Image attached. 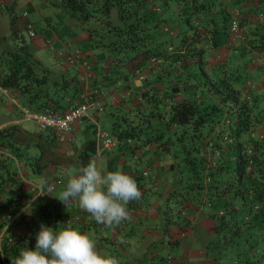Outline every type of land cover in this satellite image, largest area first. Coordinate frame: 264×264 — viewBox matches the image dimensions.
Wrapping results in <instances>:
<instances>
[{
  "label": "trees",
  "instance_id": "obj_1",
  "mask_svg": "<svg viewBox=\"0 0 264 264\" xmlns=\"http://www.w3.org/2000/svg\"><path fill=\"white\" fill-rule=\"evenodd\" d=\"M247 1L251 0H58L82 25L99 67L106 65L107 71L99 75L107 81L103 84L139 79V84L125 85L134 105L141 103L147 114L165 115L166 126L175 136L188 139V147L182 143L187 173L178 181L173 178L164 190V200L175 196L182 219L173 220L171 211H166L164 222L184 232L181 228L192 221L186 209L199 210L201 221L211 231L203 245L205 256L210 242L229 247L240 235L250 233L251 225L264 222V86L250 87L244 80L245 86L235 87L236 73L228 72L226 62L208 49L221 46V34L226 37L228 33L227 5L240 8ZM243 21L241 17L238 23L245 34L232 51L245 54L256 49L264 59V19L249 25ZM14 33L0 36V88L25 94L32 110L63 111L78 99L75 77L69 79L61 72V81L54 75L49 78L50 69ZM120 104L117 100L113 108ZM110 114L118 116L113 111ZM120 117L127 126L117 131L116 145L129 146L132 152L145 144L144 139L138 137V123L134 127L126 115ZM55 137L51 128L31 131L16 121L0 125V189L5 190V195L0 194V230L7 225L0 235V264H11L26 244L34 249L41 223L68 227L56 200L36 204L31 200L26 205L36 210L26 221L31 231L8 229L15 218H24L21 209L8 220L22 205L21 172L40 173L49 162H58ZM93 149L94 139L87 140L77 156L80 168L90 162ZM189 151L201 154L194 156ZM172 166V161L164 162L158 171L164 168V174H169ZM146 168H135L133 178H142Z\"/></svg>",
  "mask_w": 264,
  "mask_h": 264
},
{
  "label": "rangeland",
  "instance_id": "obj_2",
  "mask_svg": "<svg viewBox=\"0 0 264 264\" xmlns=\"http://www.w3.org/2000/svg\"><path fill=\"white\" fill-rule=\"evenodd\" d=\"M14 1L16 2V0ZM14 1H11L10 3ZM28 2L29 3L25 2V0H19L17 1V5L15 8H11L10 3L0 4V36L8 35L12 33V31H14L17 37H22L28 42L29 38L27 32L23 28V24L25 21L21 24V29H19L18 25L16 24L15 25L17 27L15 25L14 27H12L11 19L13 15L17 16L20 19L25 18L26 20L30 21L35 28V33L38 36L45 30L49 31V36L54 37L50 39L49 45H47L45 48L37 50L36 54H41L42 58H44V61H46V63L42 62L43 64L46 65L48 63L46 66L50 69L48 75L49 78L53 77L54 75L61 81V71L59 70V68L61 69L66 67L67 70L63 72L66 77L70 79L76 72V66L72 64H76V59L72 62H68L65 58V54L72 53L76 46L81 48L88 47L89 44L87 43V41H82L81 39H75L72 41L75 36H80L81 33H86L85 30L82 28V25L79 22H77L73 17L70 16L69 11L66 8L58 5V0H28ZM231 6L238 7L237 5H227V8ZM240 9L242 10V18L244 17L245 20V22H243L246 25H249V23H253L254 21H261L264 19V13L262 12L264 11V3L257 2V0H251L249 2L247 1L245 4H241ZM259 12L261 13L260 19L257 17ZM242 30L241 37H243L244 34ZM241 37L239 39H241ZM220 39L222 40L221 47H223L221 49V52L223 53L226 49L227 51L226 54L223 53L217 58L219 59L221 57H224V61L226 62V70L233 74L236 73L237 76L233 78V85L235 87H240L245 80L246 82H248L250 87H257L258 89L263 87L264 74H262L261 72L258 73L256 69H251V66L258 65V67H261V69L263 70V52L254 50L251 53L237 54V52L232 51L231 46H228L226 44L225 35L221 34ZM177 40V36H173L172 41L176 42ZM56 51L59 52L58 55L60 56L55 57L54 53H56ZM258 57H261L260 61H256ZM111 76H114L113 72L111 73ZM134 84H139V79H136ZM115 86H118V84H115ZM120 86H122V84ZM7 93L8 94L0 90V125L16 121L25 129L31 131L39 130L34 121L24 118L22 109H29L30 107L24 100L25 94H15V90L13 89H9ZM11 95L14 96L15 102L14 100L12 101L10 99ZM114 96L118 101H120L121 104L117 108H113L112 110H110V112L113 111V113H115V115L118 114V116H113L110 113L108 114V112H106L107 110L104 109L102 111L103 115H99L98 118V122L101 125L100 127L105 129L109 134L116 135L119 128L127 126L125 121L120 117L121 115H126L131 125L135 127V125L138 123V128L140 129L138 137L140 139H144L145 144L141 146L145 147V151L147 152L148 149V152L150 151L153 155H155L158 165H162L164 162L172 161L173 166L169 174H164V168L161 169V172L159 173L160 184L158 186H152L149 184L148 179H150V172H153L155 169H153V167L149 163H145L144 161L137 158L134 159L131 155H126L127 161L129 160L137 170H141L143 166L147 167L146 174L142 178H140V180H142L141 182L144 188L142 199L134 200L131 202L137 203L142 207H146L149 205L151 200H156L159 207L155 208V210L157 211L159 217L147 219L142 218L140 222H137L136 224V226H138V231L129 232V230L125 229L124 232L120 234L121 231L118 230L117 234H120L119 237L110 236L109 233L106 232L109 227L106 226V228L99 223L96 224V227H99L98 230L95 231L92 227H88L85 229V231L82 232L89 235L94 240L97 249L101 253H107L116 258L118 264H179L177 260L181 248L177 246L176 240H174L175 238H172V236L182 237V234L184 232H179L177 229H172L164 236L163 229H165L166 224V222H164V215L166 211H171V219L176 221H181L182 213L181 211H177L178 205L173 199V197L175 196L170 194L169 198L164 200V190L167 188V186H170V184H172L173 178L178 181L179 176L184 177L186 175L188 161L183 158L185 151L183 150L182 143L186 144L185 147H188L189 141H187L188 139L185 138H183L184 140L181 141L175 136L172 129L166 126L165 115L157 116L147 114L146 110L142 108L141 103H137L134 105L132 98H130L131 94L122 95L120 91H116L114 93ZM88 113H92L91 107L88 108ZM117 122L118 124H116ZM84 123L85 121L83 120L80 125H83L84 127ZM91 136L92 130L90 128V125H88L86 137L89 138ZM136 139L137 137L134 136L133 140ZM149 141L151 143H149ZM148 143L152 146H149ZM141 146L137 145L136 147L142 148ZM166 146L167 148H165ZM200 146L203 147L204 144H202L201 142ZM189 153L190 155L194 153V156H198L201 154V152L197 151H189ZM189 153H187V155ZM135 155L138 157V154ZM60 156L62 157L61 160L67 164V171L71 170L73 172H76V156H74L72 152H67V154H61ZM65 158L70 159L66 161ZM115 165L108 164V166L110 167L109 171H115ZM102 168L108 171L105 165H103ZM59 169L60 168H57L55 176L50 177L48 181L53 186V191L49 193L54 198H57L56 196H59L60 192L64 189L67 182V177L62 171L63 169L61 171H59ZM147 172L149 173V176ZM27 178L31 180H37L38 182L41 181V179H36L35 172L31 171L27 175ZM26 185L28 184L23 182L24 188H26ZM32 191L34 192V189ZM0 194L5 195V190L0 189ZM45 196L46 195H42L38 198L36 197L37 199H34L42 202L46 199ZM192 210V207H188L186 209V214H188V216L194 217L191 222V232L194 239H196V236H198V241L192 242L194 245H197L195 246V251H197L196 247H199V245L203 243L205 245V242L207 241L206 238L209 237V234L203 227L204 224L201 221V212H199V210L193 212ZM23 212L24 218H15L8 228L10 229V231H24L26 233L31 231L29 229V226H27L26 221H29V216L31 215V213H36V210L31 209L28 206L27 208L23 209ZM44 225L47 227H52L54 230L60 229L59 227H54L50 224ZM144 228L147 231L149 229H156L160 233L159 236H150L148 235L149 232H146L148 234L144 233L147 240L146 246H150L149 250H153V253L150 256H147L142 252V250H144V247L140 245V236ZM75 229L80 231L78 227ZM249 232L250 233L240 235L236 239V242L229 245V247H216L214 246L215 244L210 242V245L208 246L209 248L207 247V257L212 258V260L214 261L213 264H248L249 260V264H264V222L251 225ZM124 234L130 237L129 241L133 246L134 244H137V248L134 246L133 248L128 249L132 254L125 253L122 250V248H128L125 243L127 242L125 240L128 237L123 236ZM167 235L171 236V238ZM185 239L186 238H182V240ZM119 242L122 244H120L122 248L117 247ZM195 251H193V253H195ZM166 259H169V261L166 262Z\"/></svg>",
  "mask_w": 264,
  "mask_h": 264
},
{
  "label": "crops",
  "instance_id": "obj_3",
  "mask_svg": "<svg viewBox=\"0 0 264 264\" xmlns=\"http://www.w3.org/2000/svg\"><path fill=\"white\" fill-rule=\"evenodd\" d=\"M11 1H14V0H0V4L10 3ZM17 1H19V0H16V2L14 1V2L10 3L11 8L16 7ZM25 2L29 3L28 0H25ZM24 21H26L25 18L20 19L17 16L13 15L12 19H11V25H12V27H14V25L16 24V25H18L19 29H21L22 28L21 24ZM14 34L16 35V33H14ZM49 35H50L49 31L45 30L39 36L35 33V35H33L32 37H28L29 40L27 43L29 45V50L31 51L32 55L35 58L39 59L43 63L44 62L46 63V61H44V58H42L41 54H36V52H37V50H40L41 48H45L47 45H49L50 39L54 37V36H49ZM75 39H81L82 41H86V33H81L80 36H78V35L75 36L74 39H72V41ZM225 39H226V37H225ZM221 46L210 47L208 49L211 52H215L217 54V56H219V55L221 56V54H223V53L226 54V51H227V49H226L222 53L221 49L223 47H221ZM75 49L79 50V54L75 58L76 64L72 63V64H74V66H76L75 67L76 72L74 73L73 76L76 79V85L78 86L79 92L82 90H92V89L96 90L95 94L98 95V99H99L100 103L96 107L92 108L91 114H89L87 117L83 118L79 122L75 123L72 130L69 133H62V132H58V131L54 130V134L56 135V137L54 138L55 139L54 140V157H56L58 162L56 164L49 162L48 165L45 166L44 170H42L40 173H35L36 179H41V181H39V182L37 180H31V179L27 178V175L30 173V171L22 172L21 175L23 176V182L28 184V185H26V188H24V186H23L24 192L23 193L21 192L19 195V198H20L19 203L21 202L22 205H23V203H25V201H28V198L33 193V191H32L33 185L41 183V182L47 183L49 181L50 177L55 176V172L57 171V168H60L59 171H61L63 169L62 170L63 173H65L67 171V164L61 160V158H62L60 156L61 154H67V152H72V154L74 156H76L75 164H76V168H77L76 172H78V170L80 169L79 160L77 158L78 153L85 147L87 140L93 139L94 127H95L96 123L99 124V122H98L99 115H101V116L103 115L102 111L104 109H106L107 110L106 112H108V114H109L110 110H112L114 105L117 104V99L114 96V93L116 91H120L122 95L128 94L127 91H129L128 90L129 88H125L126 83H128V85L129 84L132 85L133 83H135V82H132V80H130V81L126 80L122 83V86L119 85V82L116 83V84H118V86H115L114 83H113V85L107 84L105 86V84H103V83H107L106 79H102V77H99V75H101L104 71H107L106 65L103 64V66L100 68L99 66L101 63L99 62L98 57L96 55H94L93 51L88 49V47L87 48L86 47L81 48V47L76 46ZM255 51H256V49H255ZM257 51H259V50H257ZM58 54H59V52L56 51V53H54L55 57L60 56ZM220 59L224 60L225 58L221 57L218 60H220ZM260 59H261V57H258L256 61H258V60L260 61ZM251 69H254V70L256 69L258 71V73L261 72L262 74H264V68L262 70L261 67H258V65L257 66H255V65L251 66ZM59 70L61 72H63V71H66L67 69L65 67V68H61V69L59 68ZM100 80L103 82L98 83V81H100ZM0 90L2 92H5L6 94H8L7 93L8 90H5L3 88H0ZM10 97H11L10 99L12 101L14 100V102H15L14 96L11 95ZM29 109H32V108H29ZM14 120H16V119H14ZM83 120L85 121L84 127H83V125L82 126L80 125ZM87 122H88V124H87ZM88 125H90V128L92 130V136L89 138L86 137V133L88 131ZM129 149H130L129 146L121 147L120 145L119 146L114 145V146L110 147L108 150L102 151L100 153V155L95 159V161L97 162L98 167L102 168L103 165H105L106 169L108 171L110 170V167L108 166V164H110V165L116 164L115 165L116 170L119 169V170L123 171L124 173L134 177V175L136 174V169H135L134 165L130 163L129 160L127 161L126 155L127 156L131 155L134 159H136L137 156L135 154H138V156L141 158V159L139 158V160H142L145 163H149L153 167V169H155L153 172H150L149 177L151 179H148L149 184L152 186H158L160 184V182H159V171H158V167L160 165H158V162H157L155 155H153L150 151L148 152V149L146 152L145 147H142V148L134 147L132 152H129L128 151ZM65 159L67 161L70 158H65ZM76 172H74V173H76ZM135 180H136L137 185L141 191V198L140 199H142V194L144 193V188H143L142 182H141L142 180H140L139 178H136ZM45 195H46L45 200H56L58 205L60 203V205L58 206V209H61L60 212H62V210L65 212L64 213V217H65L64 219H65V222H66V220H68V227H72L74 229L78 227L80 229V232L85 231V229L88 227H92L95 231L98 230L99 227H96L97 222L93 219V217L91 216L90 213L82 210L79 207L77 202L70 201L67 205H65L58 198H54L53 196H51L50 193H47ZM36 199H33V200L35 201ZM37 202H40V201L36 200L34 203L36 204ZM25 206H24V208L28 207V206L27 207H25ZM158 207H159V205H158V202L156 200H151L149 205L146 207H142L137 203L131 202L127 205V209L129 211V214L131 215L132 219L130 221H125L124 224H122V225L120 224L119 226H112V227L108 226L109 229L106 232H108L109 235L112 237H116V236L119 237V235L122 234V232H124L125 229L129 230V232L138 231V226H136V224H137V222H140V220L142 218L147 219V218H158L159 217L157 211L155 210V208H158ZM193 218L194 217L192 216V220H193ZM191 222L188 223L187 226H184L183 228H181L182 230L184 229V234H182V237H176V236L173 237L172 236V238H175L174 240H176L177 246H179L181 248L179 251V256H178L177 262H179V264H211V259L209 257L205 256L203 253L204 243L199 245V247H196L197 251H195V246H197V245H194L192 242H197L198 236H196V239H194V237L192 236ZM102 225L105 227L107 226L104 224H102ZM203 227L208 232V234L210 236V232H211L210 228L208 226H205V225H203ZM176 228H177L176 225H173L172 223H168L167 225H165V229H163V235L165 236L166 233H169L172 229H176ZM118 230L121 231L120 234H117ZM177 230H179V229L177 228ZM146 232H149V234ZM144 233L148 234L150 236H159L160 233L156 229H149L147 231L145 228L141 232L140 245L142 247H144V250H142V252L145 255L150 256L153 253V250H149L150 246H146L147 240L145 238ZM123 236L128 237L125 234ZM168 237L171 238V236H168ZM129 238L130 237H128L125 240V241H127L125 243L128 246V248H122L121 247L122 244L120 242H119L117 247L122 248V250L125 253L132 254L131 252H129L128 249L133 248L134 246L137 248V244H134V246H133L132 243L129 241L130 240ZM182 238H186V239L182 240ZM208 238L209 237H207L206 239H208ZM123 240H124V237H123ZM193 251H195V253H193ZM133 260H134V258H133Z\"/></svg>",
  "mask_w": 264,
  "mask_h": 264
},
{
  "label": "clouds",
  "instance_id": "obj_4",
  "mask_svg": "<svg viewBox=\"0 0 264 264\" xmlns=\"http://www.w3.org/2000/svg\"><path fill=\"white\" fill-rule=\"evenodd\" d=\"M101 126V125H100ZM67 182L56 196L67 205L77 202L95 221L109 227L132 219L127 205L141 198L136 180L121 170L106 171L95 160L78 172H65ZM53 191L52 187L47 189ZM11 264H118L113 256L101 253L94 240L72 227L54 230L41 223L35 248L22 247Z\"/></svg>",
  "mask_w": 264,
  "mask_h": 264
},
{
  "label": "built area",
  "instance_id": "obj_5",
  "mask_svg": "<svg viewBox=\"0 0 264 264\" xmlns=\"http://www.w3.org/2000/svg\"><path fill=\"white\" fill-rule=\"evenodd\" d=\"M228 13V33L226 37V44L233 47L234 43L239 37H241V27L239 26V19L242 17V10L236 6H231L227 8ZM257 17L260 19L261 13L259 12ZM28 37L35 35V31L32 28V23L30 21H25L23 24ZM79 54L78 49L70 54H65V58L68 62L75 60L76 56ZM96 90H82L79 92L77 100L72 101L67 105L63 111H58L53 108H45L44 110H32V109H22L24 118L31 119L36 124L37 128H51L55 131L62 133H69L74 124L82 120L89 115L88 108H93L99 105L98 95L95 94ZM94 149L89 155L90 161L95 160L102 151L109 149L110 147L117 144L118 139L116 135L109 134L105 129L101 128L99 124L96 123L94 127ZM129 141V139H126ZM145 173V171H143ZM53 186L47 182L43 184L33 185L34 192L29 197L28 201H25L20 208L8 216V220L11 221L15 218L17 213L31 200L36 197L45 195L48 191L47 189ZM125 222V221H124ZM124 222L121 223L124 224ZM8 223V222H7ZM68 225V220H66ZM0 230V235H2L4 228Z\"/></svg>",
  "mask_w": 264,
  "mask_h": 264
}]
</instances>
